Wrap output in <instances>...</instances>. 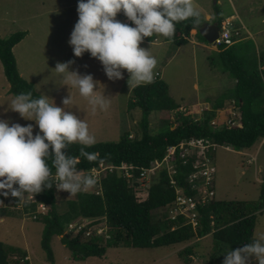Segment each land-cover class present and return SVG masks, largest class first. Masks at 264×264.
Instances as JSON below:
<instances>
[{
	"label": "trees",
	"instance_id": "1",
	"mask_svg": "<svg viewBox=\"0 0 264 264\" xmlns=\"http://www.w3.org/2000/svg\"><path fill=\"white\" fill-rule=\"evenodd\" d=\"M218 1V0H216ZM221 18V17H220ZM221 25L222 20L216 19ZM207 23L206 17L201 13L200 24L195 25L191 19L176 24L173 37L167 40L178 46L190 43L192 32L207 43L199 30ZM232 29L238 31L234 40L241 38L242 27L233 23ZM27 32H19L12 36L0 38V61L4 66V72L10 84V93L15 96L21 92L33 93L39 96L35 87L21 76L14 48L20 44ZM244 46L237 43L232 47H219L221 59L226 73L237 81L235 89L226 91L222 96L231 98L237 107H240V125L229 126L220 119L218 106L223 104L224 98L217 102L214 108L207 109L204 117H199V103L192 105H181L169 95V86L157 73L154 79L133 89L134 100L131 109L140 107L143 109L141 121L142 135L140 138H131L130 133L124 134L117 142H101L86 148L88 152L98 153L95 161H87L81 158L77 167L82 170L99 168L101 163L106 166H114L116 169L107 177L101 178L96 184L101 185V190L94 193L89 190L77 193V200H71L64 204V208L58 202L57 190L44 188L41 192L34 194L38 202L45 203L49 212L38 215V221L44 224L43 248L50 262L54 263V254L51 241L54 237H61L63 244L72 252L75 260H86L92 257L102 258L106 255L108 248L127 245L134 249H157L180 245L184 242L193 241L182 254L187 263L192 262L195 253L194 248L198 242L210 235L213 239V252L207 259V264H222L224 256L230 249L243 247V244L252 243L257 226L259 213L264 211V183L262 193L258 201H213L207 206H200L199 225L194 228L186 217L172 220L168 217L155 218L160 209L175 202L177 190L184 194L193 195L188 183V177L193 173V166L184 164L186 159L175 155L167 159L168 149L173 146L179 147L195 139H209L220 146H228L233 150L242 152L253 150L264 140V55L244 54ZM251 49L246 46L245 49ZM222 100V101H221ZM185 108L186 111L182 110ZM163 112L166 114V130L151 133L149 116L152 112ZM227 118L231 117L227 111ZM81 145L73 143L64 150L66 155H78ZM180 149V147H179ZM217 151L211 152V157L216 163ZM264 155V144L262 145ZM248 157H253L248 155ZM51 162L49 161V164ZM123 164L131 165L132 177L129 179L125 172L118 168ZM157 174L153 179L151 188L147 191L140 188L139 177L141 174L154 168ZM55 169L53 168V172ZM134 183L130 186V181ZM175 180L178 184L172 185ZM26 195V194H25ZM2 196H0V200ZM4 200H7L5 206ZM0 204V216H13L14 211L10 208L20 207L17 198L3 197ZM37 205L24 203L21 213L34 216ZM153 217L155 218L153 220ZM103 221L109 228V239L106 243L98 237L86 240L84 234L76 237L65 235L66 229L72 222L84 219ZM157 219V221H156ZM97 222L94 226H98ZM93 226V227H94ZM198 240V241H196ZM15 254H18L19 258ZM27 253L20 249L12 248L0 242V264H30L26 260Z\"/></svg>",
	"mask_w": 264,
	"mask_h": 264
},
{
	"label": "rangeland",
	"instance_id": "2",
	"mask_svg": "<svg viewBox=\"0 0 264 264\" xmlns=\"http://www.w3.org/2000/svg\"><path fill=\"white\" fill-rule=\"evenodd\" d=\"M218 1L220 17L236 15L237 11L238 16L235 19L237 25L247 28L251 34H255L264 26L262 24L264 0H233L234 8L229 0ZM194 3L201 13H205L215 7L216 0H194ZM77 5L78 0H0V38L6 39L13 34L27 32L25 39L14 48L21 76L32 84L39 94L53 99L57 106L63 107L62 100L70 93L72 104L66 106L69 108L66 111L86 120L90 133L96 137L95 144L117 142L126 133H130L131 138H140L143 109L140 107L131 109V102L135 101L133 89L138 85L128 84L130 76L127 71L123 70L122 79L110 81L101 63L92 58L89 53L79 58L73 54L68 41L78 20ZM208 6L210 7L207 8ZM215 18L219 17L215 16ZM117 19L134 27L123 12L117 15ZM156 38L157 41H155ZM241 38H244V34ZM203 45L191 42L180 47L159 35L145 37L140 45L150 49L151 54L157 59L154 77L157 73L161 74L162 80L169 86V95L178 104L184 106L195 102L205 104L223 98L219 85L227 78L220 79L219 74L225 71L220 51L208 43ZM69 61H74L70 65V71H76L80 75L91 74L94 81L99 82L100 93L110 98L107 111L97 109L94 112L87 99L80 96L77 89L69 87L68 93L67 86H62L59 74L53 69L58 62ZM13 98L4 66L0 61V119H7L11 123H19L22 126L34 125V121L25 120L18 113L10 110ZM233 106L234 103L231 102V108ZM201 107L206 108L205 105ZM198 115L204 117L203 113ZM167 117L163 112L155 111L150 114L152 134L157 135L158 132L166 130L167 125L164 121ZM37 131H39L38 128L34 126L33 135ZM263 144L264 141L253 150L242 151L243 153L233 149L228 151L224 148L217 151L218 174L215 180L217 194L215 201L259 200L264 183ZM248 155H252L255 160ZM153 177L156 180L157 174L154 173ZM130 186L133 185L130 184ZM88 190L98 193L101 186L95 184ZM87 191L82 192L88 193ZM57 196L62 207L66 202L77 200L78 197L77 194L70 196V193L58 190ZM4 203L6 206L7 200H4ZM13 211L15 212L13 216H0V242L27 253L30 264H207V259L209 260L213 252V239L210 235L198 242V246L194 248L198 255H194L190 263H187L180 253L196 243L195 240L157 249H134L127 245H120L108 248L106 255L102 258L75 260L72 252L63 244L61 236L54 237L51 241L55 260L52 263L43 248L44 224L23 215L20 209ZM153 214L156 218L155 212ZM166 214V210L158 211V216ZM262 236H264V211L258 215L254 240ZM108 237L107 233L105 238ZM249 264H257V261L250 258Z\"/></svg>",
	"mask_w": 264,
	"mask_h": 264
},
{
	"label": "clouds",
	"instance_id": "3",
	"mask_svg": "<svg viewBox=\"0 0 264 264\" xmlns=\"http://www.w3.org/2000/svg\"><path fill=\"white\" fill-rule=\"evenodd\" d=\"M121 12L134 27L117 19ZM77 13L78 20L68 41L74 56L79 58L89 53L101 63L110 81L122 79L126 70L130 76L128 84L135 85L151 82L158 63L150 49L140 47L143 39L153 35L173 37L177 23L191 19L193 24L199 25L201 17L194 0H78ZM72 63L74 61L58 62L53 69L59 74L62 86H67L68 93L69 87L77 89L94 112L107 111L110 98L100 93L99 82L94 81L91 74L70 71ZM62 104L63 107L57 106L44 94L34 97L31 91L14 96L10 110L25 120L34 121V125L22 126L0 119V196L17 198L20 203L53 186L73 196L97 183L95 169L86 171L77 167L81 158L89 162L97 159L98 153L86 150L96 143V137L90 133L85 119L66 111L69 109L66 106L72 104L70 93ZM199 110L205 115L206 108L200 106ZM34 126L39 130L35 135ZM73 143L81 145L79 154L66 155L64 150ZM40 203L35 204L38 207ZM28 217L38 221L31 215ZM162 217L171 219L168 213L164 216L157 213L156 218ZM102 220L92 221L102 224ZM68 228L65 235L74 236L68 233ZM105 228L108 233L109 228L106 225ZM92 238L85 236L86 240ZM98 238L106 243L111 236ZM223 256L222 264H249L250 258L264 264V236L243 247L230 249Z\"/></svg>",
	"mask_w": 264,
	"mask_h": 264
},
{
	"label": "built area",
	"instance_id": "4",
	"mask_svg": "<svg viewBox=\"0 0 264 264\" xmlns=\"http://www.w3.org/2000/svg\"><path fill=\"white\" fill-rule=\"evenodd\" d=\"M233 21L227 19L223 21L220 25L219 36L215 40L214 47L218 49L219 47H232L235 45L236 40H234L235 35L238 34V31L232 29ZM186 111V109H182ZM202 111V110H201ZM231 117L225 120L229 126H239L240 119V110L235 105L230 109ZM180 147V149H179ZM179 147L173 146L168 149L167 159L179 155L181 159H186L184 164H190L193 166V173L188 177V183L191 191L194 192L193 195H187L182 192V190H177V198L174 203L169 204L165 207L169 218L172 220L179 219V217H186L189 220V223L193 225L194 228L199 225V213L198 208L200 206L204 207L216 200V187L215 180L218 174V169L216 163L211 157V152L218 151L220 148H224L228 151L232 150L231 147L220 146L216 142H213L209 139H195L186 143H182ZM252 160H255L253 157ZM159 168V165L156 164L154 168L144 171L139 177L140 188L142 190H149L151 188L153 179L151 174L154 173ZM114 166H106L104 163L99 165V168H95L94 175L97 177V182L101 181V178H105L109 173L115 171ZM130 179L132 177L131 170L133 167L131 165L123 164L118 168ZM132 183V180L130 181ZM178 183L173 180L172 185L176 187ZM33 198L30 196L26 201H23L19 209H22L24 203H38L37 198L33 195ZM48 206L45 203L38 204L37 212L33 216L34 219H37L38 215H45L48 213ZM95 221L92 220H82L79 222L71 223L68 228V233L78 236L84 234L86 237H105L107 230L105 228V223L94 226ZM103 225V226H102ZM94 226V227H93ZM105 234V235H104ZM28 260V259H27Z\"/></svg>",
	"mask_w": 264,
	"mask_h": 264
},
{
	"label": "crops",
	"instance_id": "5",
	"mask_svg": "<svg viewBox=\"0 0 264 264\" xmlns=\"http://www.w3.org/2000/svg\"><path fill=\"white\" fill-rule=\"evenodd\" d=\"M229 2L233 6V0H229ZM218 5H220V2L219 1H216V5H215V7H213L211 9V11L205 12L206 14L205 13H202L206 17V20H207V23L206 24H215V23H218L219 24V22H216V19L217 18H215V16L219 17L218 19L219 20L221 19L222 21L225 20V19H233V20H235L236 17L238 16L237 11L235 10L236 11V15H232V16L224 17V18L221 17L220 18L221 15L219 13L221 11H220ZM209 7L210 6H208L207 8H209ZM233 8H234V6H233ZM250 11H251V8H250ZM236 21L237 20H235V24L237 25V22ZM262 24L264 25V20H262ZM263 27L261 29L257 30V32L255 34H251L247 28H243L242 27V31L245 30L243 32L244 38L243 39L242 38L239 39L237 41V44L244 46L243 47L244 48V54H247L248 56H251L256 51V54L257 55H260V54H263L264 55V28ZM155 41H157V38L155 39ZM191 42L193 44H197V45H201V46H204L203 44L206 45V43H204V41H201V39L197 35V32L196 31H193L192 32V38H191L190 43ZM246 46H250V48L252 46V48L251 49H249V48L245 49ZM219 75L221 76L220 77L221 80H223V78H227V80H225L223 83H221L219 85V87H221L220 88L221 89V91H220L221 94H223L226 91H230L232 89H235V87L237 85V81L234 78H232L226 72L220 73ZM223 98H224V99H222L223 102H224L223 104L217 105V102L220 100L219 99L218 101H210V102H207L205 104H199L198 107H200L201 105H205L206 106V111H207V109L214 108V106L217 105L218 106L219 117H220V119H222L223 121H225L226 118H227V116L225 114H226L227 111L230 110V108H231V101H233V100L231 98H226L224 96H223ZM233 103H235V102H233ZM196 117L199 118V115L196 116ZM239 153H243V152H239Z\"/></svg>",
	"mask_w": 264,
	"mask_h": 264
},
{
	"label": "water",
	"instance_id": "6",
	"mask_svg": "<svg viewBox=\"0 0 264 264\" xmlns=\"http://www.w3.org/2000/svg\"><path fill=\"white\" fill-rule=\"evenodd\" d=\"M219 25L215 24H205L202 28H200L199 32L203 36V38L207 41L208 44L214 46L215 40L219 36Z\"/></svg>",
	"mask_w": 264,
	"mask_h": 264
}]
</instances>
